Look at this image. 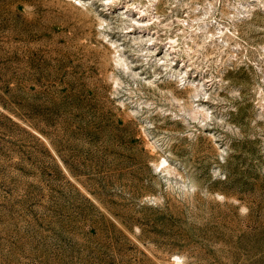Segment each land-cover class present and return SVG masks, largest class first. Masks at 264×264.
<instances>
[{
    "label": "rangeland",
    "instance_id": "obj_1",
    "mask_svg": "<svg viewBox=\"0 0 264 264\" xmlns=\"http://www.w3.org/2000/svg\"><path fill=\"white\" fill-rule=\"evenodd\" d=\"M0 264H264V0H0Z\"/></svg>",
    "mask_w": 264,
    "mask_h": 264
},
{
    "label": "bare ground",
    "instance_id": "obj_2",
    "mask_svg": "<svg viewBox=\"0 0 264 264\" xmlns=\"http://www.w3.org/2000/svg\"><path fill=\"white\" fill-rule=\"evenodd\" d=\"M164 161V160H163Z\"/></svg>",
    "mask_w": 264,
    "mask_h": 264
}]
</instances>
